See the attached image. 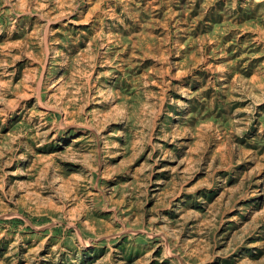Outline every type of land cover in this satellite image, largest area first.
<instances>
[{
    "label": "rangeland",
    "instance_id": "rangeland-1",
    "mask_svg": "<svg viewBox=\"0 0 264 264\" xmlns=\"http://www.w3.org/2000/svg\"><path fill=\"white\" fill-rule=\"evenodd\" d=\"M0 264H264V0H0Z\"/></svg>",
    "mask_w": 264,
    "mask_h": 264
}]
</instances>
